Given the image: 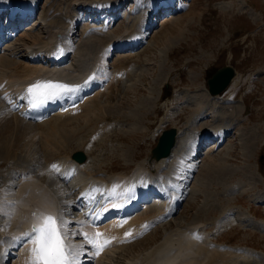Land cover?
Listing matches in <instances>:
<instances>
[{
	"label": "bare ground",
	"instance_id": "obj_1",
	"mask_svg": "<svg viewBox=\"0 0 264 264\" xmlns=\"http://www.w3.org/2000/svg\"><path fill=\"white\" fill-rule=\"evenodd\" d=\"M124 1L69 0L67 5L71 14V19L68 22L69 25L64 27L61 24L60 26L64 28L59 27L58 29L56 25L60 22L64 24L67 21L66 17L63 18V22V15L57 16L58 19H55L51 12V14H48V17H46L47 14H42L45 16L40 15L38 18L42 22L43 32L35 33L37 35H34L30 31L21 34L17 29L18 27L13 25L12 22L8 21L5 23L6 21L0 20V156L5 160L10 158L14 159L19 149L25 151L24 153L27 154L26 158L30 156L32 151H34V154L37 152L45 153V158L43 159L44 165H47L50 176H54L55 179V181L52 179V186H47L42 181L47 174H37L36 176L31 173H20L18 181L10 180L6 183L4 182L5 185L0 186V205H3V211L5 213L4 218L0 219V241H2V244L0 242V252L5 253L9 249L16 247L15 249L18 252L15 253L16 257L13 259L12 264H25V258L27 256L26 249L31 247L30 244L20 239H17L13 246L12 238H20L24 232L29 231L38 222L40 215L58 214L63 210L64 219L68 221V231L74 232L76 228L81 227L80 232L84 228L90 234L86 223L79 219V215L80 217L84 216L81 215L82 211H87V216L92 218L93 216H102L106 210H110L114 205V199H119L117 204H126V201L122 197L128 196L129 189H135L141 179V174L147 172L144 169L146 168L144 162L137 164L134 170L127 175H124L125 173L121 174L120 172H94L88 160L84 164L78 165L70 159L71 155H60L68 148V143H80V140L82 141V135L80 136L82 134L81 132L85 131V136L89 135L88 140L91 138V140L93 139L95 141L98 135L105 130L107 123L100 122L102 125L99 126L98 124L100 123L98 122L97 124L96 120L105 119L103 113L106 110L110 111V107L112 106L110 105V101L116 94L114 90L122 82V79L124 81L130 78V71H127L128 68L131 70L135 64L139 63L137 59H131L128 57L129 55L125 54L117 58L119 62L116 63V66L113 65L114 68L110 71L108 63L110 53L114 49L119 50L120 47L126 46L127 44L132 46L133 43H137L144 38L147 25L150 27L153 24L148 18V15L154 10V6L158 2H170L172 4V2L177 1L176 5L173 4V11H177L188 9V6L191 4L190 1L192 0H134L135 6L132 5L129 9L130 11L127 12L130 14V19H133L134 16H131L135 15V18L132 20L133 26H128V23H126L123 33L121 32L122 34L117 35L110 29L112 28L113 18H110L109 14L111 12L116 13L120 10L119 8L124 4ZM35 4L36 0H0V11L6 6H13L14 9L19 11V17H25L28 11L34 8ZM76 6H89L90 9L97 10L106 8L107 11L103 12L100 16L102 20L97 21L101 22L98 25L96 21H88V19L79 17L77 15L78 12H76L79 8ZM120 12L122 13V7ZM138 12L142 14L136 16ZM128 16H126V20ZM140 16L144 18L139 20L138 27H136L135 21ZM169 19L167 20L169 27L167 28L163 24L165 27L162 25L163 28H161L162 30L159 36L156 35L152 40H148L147 49L149 48L150 50V46L159 48L158 40L160 39L162 40L160 43L163 46L166 45L169 49L172 40L176 37L172 34L174 27L180 23V19ZM74 24H76L75 28H78V24H81L80 28L85 32L83 39H79L77 43L71 39V36L74 35ZM132 29L134 30L131 31ZM85 47H92L94 51L88 48L92 51L90 52ZM84 48L91 55L87 53L88 56H86L85 52L84 59L81 60L83 58L81 55H83ZM18 49H26L29 51V54L22 56L20 60L15 59V56L12 58V54L17 52ZM21 50L18 52H21ZM90 77L93 80L82 90L80 93L82 99H79L74 107L64 101L50 103L53 114L45 120L39 122L26 121L20 117L18 111L14 108L17 100L25 96L28 86L37 80H60L70 85L72 84L71 82H77L75 85H83ZM206 90L208 92L207 88ZM196 95L192 96L191 93V96L188 95L185 97L186 103L194 107L195 116L193 120H197L198 117H200L199 119L207 118L211 121L217 120L214 127L204 129L200 133L202 136L209 134H219L222 136L229 131L228 120L231 119L230 115L232 114H229L225 118L226 122H224V118L220 113L222 107L228 108L227 111L240 117L242 115L240 112L245 107L244 101L240 103L227 101V99L226 101H220L216 98L219 95H210L209 92L208 96L205 93L201 95L200 93H196ZM58 106H61L59 110ZM64 108H67V110H63ZM227 111L225 114H228ZM222 113L224 114V111ZM129 117L135 118L134 121L136 123L140 120L134 113L130 114ZM79 120L84 123L81 129L70 126L72 124L71 122L78 123ZM136 127H132V129L134 130ZM82 129L83 131H81ZM100 129L102 132L97 135ZM240 130L241 133H239ZM239 131V151L242 155L250 157L260 136L257 130L251 127L242 128ZM200 135L191 138L190 141H184L177 135L176 143L171 154L167 158H163L157 162L162 167L165 163H169V168L167 167L164 170L165 172L163 170L160 172L161 169L159 168L157 172L155 171L152 174L155 185L161 188V192L164 191L167 196L163 201L164 203L161 202L160 204L154 205L152 209L145 210L144 213L131 216L128 224L134 228L133 235L135 238L128 242H122V239L117 247L105 250L102 256L98 258L97 263H92L91 260L89 261L87 259L84 264H120L117 262V254L119 252L126 248L132 249L134 246L143 244L146 239V244L142 248L134 250L135 252L128 256L126 261L121 264H150L152 259H155L161 253L168 254L170 257L177 256L184 258L186 260L185 264H264L263 250H257L256 247L249 245H246L247 247L229 246L227 250L223 251L217 250L216 247L210 248L213 245L208 242L210 232L207 230V224L196 220L197 218L191 223H184L183 218L174 220L173 211L176 207L173 206V202L178 199L176 197H178L181 187L184 191L188 175H191L194 169L197 172L198 157L195 159L194 154L199 148L197 141ZM93 140L87 145L91 146L94 142ZM84 142L86 141L84 140ZM80 144H83V142ZM216 145L214 143L213 147H216ZM77 147H80V145L78 144ZM39 148L42 150L39 151ZM226 150L228 153L223 157H219L218 159L210 157L207 159V162H205L206 165L203 166L205 167L206 175H218L220 177V175H223V170L229 169L228 167L230 165L227 166L226 163L231 156L230 147ZM53 164L58 167V172L51 168ZM200 181L202 184L205 182L204 178H201ZM13 184L14 187H10ZM197 190L198 186L191 190L190 197H186V203L196 202L197 196L195 193ZM240 192L242 193V191ZM240 192L237 191V193ZM212 193L211 191L210 193L208 191H200L199 194L204 196L202 204L197 207L201 214L209 205V198L213 196L211 195ZM70 196L72 197L70 198ZM261 196H257L258 198L255 197V200L263 204L264 201L261 202V200L264 196ZM179 197L180 199L182 198L181 196ZM95 199L98 201L97 204L90 208ZM136 199L137 197L135 196L134 200ZM108 202H112V204L108 205ZM75 206H77V212L74 210ZM69 208L76 212L73 217H70L69 214H74V211L68 213L70 211ZM128 208L126 206L125 210ZM231 208L227 207L225 210L222 209L223 212L219 219L215 218L212 220V226L216 231L225 228L231 221H240L242 218L240 215L236 216L232 212L233 208ZM244 212L245 216L240 213L243 216V221H240L242 226L246 225L264 230V221H254L256 223L247 222V219L253 220L254 218L248 214L247 209ZM33 213L37 215L34 216ZM19 221L22 225L21 228L15 225ZM159 225L164 228L165 232L162 239L158 242L151 231ZM6 230L9 233L7 235L8 244L11 246L8 248H6L7 244L4 235ZM142 235L144 237L142 238L143 240L141 239L142 241L140 240L141 242L137 240L125 245ZM197 236L200 238L197 239ZM69 242L72 245L74 244L72 236L69 237ZM170 250H174L172 254H169ZM8 255V252L7 255H0V264H6Z\"/></svg>",
	"mask_w": 264,
	"mask_h": 264
},
{
	"label": "rangeland",
	"instance_id": "obj_2",
	"mask_svg": "<svg viewBox=\"0 0 264 264\" xmlns=\"http://www.w3.org/2000/svg\"><path fill=\"white\" fill-rule=\"evenodd\" d=\"M125 1L126 5L122 10L124 15L118 18L115 26H113V31L117 35L123 33L125 24L131 25L135 18V15H132L131 17L134 16V18L130 19V14L127 13L132 5L135 6V1ZM190 2L188 9L184 11L170 14L171 16L168 17H158L155 20L156 24L149 30L150 33L145 39L146 41L152 40L156 35L159 36L164 25L168 28L167 20H170L169 18L180 19V23L176 25L177 28L174 27L172 34L176 37L172 40L169 49L160 43L162 42L160 39L158 40L159 48L150 46L151 49L149 50L146 48L148 45L146 42L145 45L139 44V50L136 53L130 52L131 55L128 54L129 51H125V53L124 51H114L112 53V59L109 61L111 66H116V63L119 62L117 58L125 54L139 62L131 70L128 68L130 78L124 81L122 79V85L120 83L114 90L116 94L110 101V105H112L110 111L106 110L103 113L107 119L96 120L97 124L98 122H106L112 124V127L114 124V127L109 131L106 130L107 132L104 130L95 141L92 139L95 143L89 145L90 147L87 144L92 140L91 138L88 140L89 135H87L88 137L85 136V131L82 129L83 132L80 134L82 141L80 140V143L83 142V144L75 141V143L70 142L67 144L68 148L60 155L70 156L71 152L81 149L87 153L88 161L91 168L94 167V172L128 174L137 164L143 162L146 167L153 166L154 170L158 166L161 167L160 164L150 161L151 149L155 146L161 130L176 128L180 138L184 141H190L191 138L198 137L204 129L215 126L217 120L211 121L207 118H201V120L200 117L193 120L195 116L194 107L186 103L185 97L191 96V93L192 96H197L196 93H200V95L205 93L208 96L206 80L209 74L221 66L230 64L235 68V78L229 88L216 98L220 101H226V99L227 101H235V103L244 101L245 107L240 112L241 117L227 111L228 108L226 107L221 108L220 113L224 122H226L225 118L232 114L230 115L231 119L228 118L230 119L228 120L229 134L216 152L209 154L204 152L200 155L197 172L191 181L187 198L190 197L194 187L198 186V190H201L194 192L197 196L195 203L188 204L185 201L182 203L178 213L174 216V220L183 218L184 223H191L197 218L196 220L202 221L210 228L212 220L219 219L222 215V209L232 207V212L236 216L242 217L240 221H243V216L240 213L245 216L244 211L247 209V212L251 213L252 218H254L253 220L247 219V222H263L264 203H258L259 201L255 199L260 195H262L261 197L264 196V0H192ZM68 3L69 0L67 2L66 0H40L38 14H34L36 15L35 20L32 21L31 18L27 25L19 30V33L24 34L26 31H30L37 35V32H43L42 24L37 25L40 22L38 17L42 14L52 13L55 19H58L57 16L60 15H63L62 19L70 17ZM140 14L142 13L138 12L136 16ZM127 15L129 16L126 20ZM48 16L47 14L46 17ZM61 24L66 26L65 22L64 24L60 22L56 25L58 29L62 27ZM76 32L73 39L77 43L79 39H83L84 34L80 28ZM157 32L159 33L157 34ZM91 48L90 50L94 51ZM19 50L21 49H18L11 57L14 58L13 56H15V59L20 60L26 52L24 49L21 52H18ZM84 50L82 57L85 52L86 56H88L87 53L91 55L90 52L92 51ZM83 59L84 57L81 58V60ZM163 94H165V99L162 98ZM226 111L228 114H225ZM132 113L140 119L139 122L136 123L135 118L129 117ZM71 123V127L78 129L84 126L81 120L78 123ZM101 124L98 125L101 126ZM132 127L136 128L133 130ZM250 127L255 128L260 137L252 155L247 157L239 151L240 135L238 131ZM186 131L187 133H185ZM187 138L188 140H186ZM78 144L80 147H77ZM228 146L231 156L226 164L230 166L229 169L222 171L224 176L206 175L203 166L206 165L207 159L223 157L228 153L226 150L229 148ZM39 149V151L42 150ZM24 152L19 149L14 159L5 160L0 156V186L5 185L10 180L18 181L20 173L24 172L36 176L37 174H47L42 181L47 186H52L55 179L54 176H50L47 165H44L45 153L37 152L34 154L32 151L30 156L26 158L27 154ZM164 165L169 168V163ZM14 174H19L18 179ZM201 178H204L203 184L200 181ZM202 190L209 193L210 191L213 192L211 194L213 196L209 198L210 202L206 207L208 210L205 209L206 211L204 210L201 214L197 207L202 204V199H204V196L199 194ZM201 194L203 195V193ZM214 201L217 202L214 203ZM263 201L264 198L261 202ZM240 221H234L236 223L226 226L225 229L227 230L219 234V240L233 244H247L264 251V230L246 225L242 226ZM160 226L151 231L158 242L165 232L164 228ZM141 241L138 240V242ZM146 241L147 239L144 240L143 244L134 246L132 249L122 250L118 254L120 257L118 262L124 261L126 256L135 252L134 250L142 248Z\"/></svg>",
	"mask_w": 264,
	"mask_h": 264
},
{
	"label": "snow or ice",
	"instance_id": "obj_3",
	"mask_svg": "<svg viewBox=\"0 0 264 264\" xmlns=\"http://www.w3.org/2000/svg\"><path fill=\"white\" fill-rule=\"evenodd\" d=\"M93 80L92 77L86 80L83 85H70L67 83L54 82L51 80H37L26 89V100L29 111L40 109L48 103L64 101L71 106H75L79 99H82L80 93ZM63 110H67L64 108ZM51 168L59 171L58 167L53 164ZM17 178L19 174H14ZM10 187H14L10 185ZM130 199L135 198L134 188L129 189ZM178 198V197H176ZM114 208H121L123 205L115 204ZM3 205H0V219L4 218ZM36 216V213H33ZM78 223V222H77ZM68 229V221L64 219L63 210L58 214H42L38 222L35 223L29 231L22 234L20 238L13 237L12 243L15 245L17 239L23 240L31 245L26 249L27 256L25 264H81L84 255H87L89 261L100 254V251L112 243L111 239H105L101 243L99 238L102 233H95V238L87 237L85 234V244L90 246L89 251L77 252L76 246L69 242V237L76 235ZM135 238L131 230L124 233L123 241L128 242ZM199 239L200 237H196ZM115 239V238H113ZM2 242V241H0ZM81 249L85 245L79 246ZM5 253L0 252V255ZM78 257H80L78 259Z\"/></svg>",
	"mask_w": 264,
	"mask_h": 264
},
{
	"label": "water",
	"instance_id": "obj_4",
	"mask_svg": "<svg viewBox=\"0 0 264 264\" xmlns=\"http://www.w3.org/2000/svg\"><path fill=\"white\" fill-rule=\"evenodd\" d=\"M234 75L232 66L226 65L218 68L212 75L207 79L208 91L210 94H218L222 92L231 78ZM175 140V129L171 128L164 130L158 138V142L153 149L152 155L156 159L166 157L169 155L171 148L174 145Z\"/></svg>",
	"mask_w": 264,
	"mask_h": 264
}]
</instances>
